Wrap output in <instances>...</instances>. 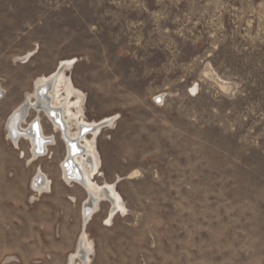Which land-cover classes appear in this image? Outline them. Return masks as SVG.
I'll return each mask as SVG.
<instances>
[{"label": "rangeland", "instance_id": "374dc122", "mask_svg": "<svg viewBox=\"0 0 264 264\" xmlns=\"http://www.w3.org/2000/svg\"><path fill=\"white\" fill-rule=\"evenodd\" d=\"M65 60L73 112L116 118L93 182L123 212L92 215L90 264H264V0H0V264L76 251L87 193L63 179L61 134L42 114L57 142L32 165L7 134ZM39 168L48 196L31 187Z\"/></svg>", "mask_w": 264, "mask_h": 264}, {"label": "bare ground", "instance_id": "6f19581e", "mask_svg": "<svg viewBox=\"0 0 264 264\" xmlns=\"http://www.w3.org/2000/svg\"><path fill=\"white\" fill-rule=\"evenodd\" d=\"M32 56L33 53H29L22 60H29ZM75 62L61 61L50 76L37 80L35 92L26 94L25 102L13 111L15 113L8 120L7 133L9 139L17 146L19 140L30 142L32 154L29 158L31 159L30 165L49 154V147L55 146L57 142L55 135H46L41 120L42 114L48 117L54 131L61 134L67 147L65 160L61 163L63 179L67 184L75 182L87 193L82 213V231L78 237L76 251L68 258L67 264H90L94 248L87 237V223L98 210L101 202H110L112 206L106 224L110 223L115 212L119 210L123 212V204L113 185L98 186L93 182L94 176L99 173L100 166V159L95 150V138L104 128L111 127L116 118H106L98 123H89L84 119L81 108L77 113L73 112L76 107L80 106L81 101L80 98L76 102L70 101L74 92L69 79L65 78V72L75 65ZM59 67L60 70L56 72ZM2 90L0 87V97L3 94ZM64 90H66L65 94ZM33 110L36 111L37 118L33 119V123L30 124L28 115ZM88 137L92 140L89 141ZM35 176L31 182L33 192L37 194L49 192L52 182L46 174L39 168Z\"/></svg>", "mask_w": 264, "mask_h": 264}, {"label": "crops", "instance_id": "0c3cea01", "mask_svg": "<svg viewBox=\"0 0 264 264\" xmlns=\"http://www.w3.org/2000/svg\"><path fill=\"white\" fill-rule=\"evenodd\" d=\"M40 78V77H39ZM39 78H37L34 82H33V88L34 89H36L35 88V84L37 83V80L39 79ZM33 89V90H34ZM52 91V90H51ZM28 93H30V92H28ZM28 93H26V94H28ZM40 93V92H39ZM26 94H25V96H26ZM35 100V99H34ZM24 101V100H23ZM22 101V102H23ZM18 106H20V104L18 105ZM17 106V107H18ZM17 107H15L14 109H13V111L17 108ZM29 120V119H28ZM42 120V119H41ZM31 121V120H30ZM43 123V122H42ZM44 129H45V132H46V134H48L49 135V133L47 132V130H46V128H45V126H44ZM53 133V132H52ZM51 133V134H52ZM8 134V133H7ZM9 138V137H8ZM21 139V138H20ZM22 143L24 144V143H26L27 144V141H24V140H19L18 141V146L17 145H15V143L14 142H12L11 141V144H12V146H13V149L14 150H21V146H22ZM14 144V145H13ZM27 146H28V152H29V154L31 153V147H30V143H28L27 144ZM50 153H51V151H50ZM43 158H45V157H43ZM42 159V158H41ZM66 186H69V185H66ZM70 187H72V186H70ZM50 194H52V193H44V194H42V195H40V196H48V195H50ZM69 201L71 202V203H74L75 201L73 200V198H69ZM12 260V259H11ZM49 260H51L50 258H47V261L45 260V261H43V262H37V264H50L49 263ZM10 264H33L29 259H20V258H17V259H13V261L10 263Z\"/></svg>", "mask_w": 264, "mask_h": 264}, {"label": "water", "instance_id": "95a60500", "mask_svg": "<svg viewBox=\"0 0 264 264\" xmlns=\"http://www.w3.org/2000/svg\"><path fill=\"white\" fill-rule=\"evenodd\" d=\"M59 70H60V67L57 69L56 72H58ZM45 94H46V92H45ZM14 113H15V112H13V113L10 115L9 119H11V117L14 115ZM25 115H27V114H25ZM25 115H24V118L26 117ZM23 121H24V120H23Z\"/></svg>", "mask_w": 264, "mask_h": 264}]
</instances>
